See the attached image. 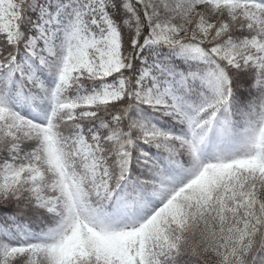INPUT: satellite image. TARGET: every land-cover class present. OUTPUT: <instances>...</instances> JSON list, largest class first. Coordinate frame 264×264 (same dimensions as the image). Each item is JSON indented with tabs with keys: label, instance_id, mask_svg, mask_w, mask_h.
I'll use <instances>...</instances> for the list:
<instances>
[{
	"label": "snow or ice",
	"instance_id": "obj_1",
	"mask_svg": "<svg viewBox=\"0 0 264 264\" xmlns=\"http://www.w3.org/2000/svg\"><path fill=\"white\" fill-rule=\"evenodd\" d=\"M0 264H264V0H0Z\"/></svg>",
	"mask_w": 264,
	"mask_h": 264
}]
</instances>
